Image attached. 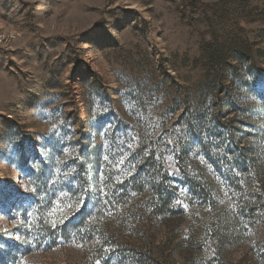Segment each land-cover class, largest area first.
<instances>
[{
    "label": "rangeland",
    "instance_id": "374dc122",
    "mask_svg": "<svg viewBox=\"0 0 264 264\" xmlns=\"http://www.w3.org/2000/svg\"><path fill=\"white\" fill-rule=\"evenodd\" d=\"M0 264H264V0H0Z\"/></svg>",
    "mask_w": 264,
    "mask_h": 264
}]
</instances>
